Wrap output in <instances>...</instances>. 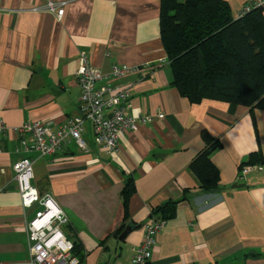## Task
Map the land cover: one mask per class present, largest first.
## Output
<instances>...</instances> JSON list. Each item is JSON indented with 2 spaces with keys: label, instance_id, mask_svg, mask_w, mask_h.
Masks as SVG:
<instances>
[{
  "label": "crops",
  "instance_id": "1",
  "mask_svg": "<svg viewBox=\"0 0 264 264\" xmlns=\"http://www.w3.org/2000/svg\"><path fill=\"white\" fill-rule=\"evenodd\" d=\"M226 1L238 16L253 0ZM48 2L65 3L61 19L42 9ZM159 2L0 0V122L42 120L54 130L77 115L81 52L107 75L97 87L129 92L126 113L162 114L136 130L126 128L112 153L94 143L89 122L83 123L84 148L71 141L51 155L19 153L16 139L3 140L1 262L26 264L30 256L26 224L32 213L20 204L12 168L28 156L32 184L40 195L53 196L67 217L64 233L82 245L81 264H132L151 208L168 200L176 201L175 214L159 231L150 264H264V110L209 98L191 102L179 93L160 38ZM122 64L142 69L111 76ZM203 131L217 142L210 158L219 182L212 192L200 190L190 168L205 147ZM256 151L262 164L238 181L240 167ZM128 176L135 191L124 221L121 190ZM122 224L132 229L121 240L125 228L116 231Z\"/></svg>",
  "mask_w": 264,
  "mask_h": 264
},
{
  "label": "trees",
  "instance_id": "2",
  "mask_svg": "<svg viewBox=\"0 0 264 264\" xmlns=\"http://www.w3.org/2000/svg\"><path fill=\"white\" fill-rule=\"evenodd\" d=\"M160 38L173 73L172 84L191 102L203 98L264 110V13L250 6L234 16L226 0H160ZM205 147L190 163L202 192L218 189L219 171L210 158L217 142L205 131ZM263 155L252 152L245 163L262 164ZM135 191L132 176L121 190L124 221L128 202ZM187 190H184V197ZM176 201L168 200L150 210V216H174ZM125 228L120 225L118 231ZM69 236V235H68ZM72 252L80 264L82 245L74 237Z\"/></svg>",
  "mask_w": 264,
  "mask_h": 264
},
{
  "label": "built area",
  "instance_id": "3",
  "mask_svg": "<svg viewBox=\"0 0 264 264\" xmlns=\"http://www.w3.org/2000/svg\"><path fill=\"white\" fill-rule=\"evenodd\" d=\"M263 4L264 0H253L244 6L243 11L249 10L250 6H263ZM64 6L65 3L48 2L42 9L55 13L57 18L61 19ZM79 58V66L75 73L80 90L79 113L68 117L54 130L42 120L26 122L19 126H9L0 122V154L4 150L3 140H10L12 137L18 142L15 150L19 153L37 152L41 156L51 155L71 141L84 148L81 138L84 122L91 124L94 143L97 146L106 153L117 152L119 135L126 128L136 130L139 124L162 118L159 112L137 117L126 113L124 109L126 105H123L129 97V92L120 90L116 86L97 87V83L107 75L91 65L84 52L80 53ZM141 69L137 65H114L110 75L120 78L138 74ZM255 167V165H242L237 173V180H244L248 172ZM12 168L20 204L24 211L30 210L32 213L26 224L30 253L26 264H80L79 258L72 252V240L63 231V226L67 222L64 211L52 195H40L32 184L33 159L22 156L13 163ZM164 224V220L152 216L143 225L142 241L133 248L132 264H150L152 249ZM0 264L25 263L0 261ZM110 264H118V262Z\"/></svg>",
  "mask_w": 264,
  "mask_h": 264
},
{
  "label": "water",
  "instance_id": "4",
  "mask_svg": "<svg viewBox=\"0 0 264 264\" xmlns=\"http://www.w3.org/2000/svg\"><path fill=\"white\" fill-rule=\"evenodd\" d=\"M244 184H242V183H240V184H238V183H234L233 184V187H241V186H243ZM132 228L130 227V226H126L125 227V229L120 233V235H119V239H123L126 235H127V233H128V231H130Z\"/></svg>",
  "mask_w": 264,
  "mask_h": 264
},
{
  "label": "rangeland",
  "instance_id": "5",
  "mask_svg": "<svg viewBox=\"0 0 264 264\" xmlns=\"http://www.w3.org/2000/svg\"><path fill=\"white\" fill-rule=\"evenodd\" d=\"M65 230V229H64Z\"/></svg>",
  "mask_w": 264,
  "mask_h": 264
}]
</instances>
